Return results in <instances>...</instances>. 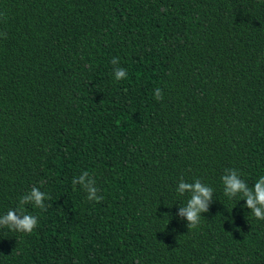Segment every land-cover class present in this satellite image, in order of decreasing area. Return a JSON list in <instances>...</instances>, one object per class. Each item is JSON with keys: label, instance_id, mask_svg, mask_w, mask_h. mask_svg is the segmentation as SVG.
I'll return each mask as SVG.
<instances>
[{"label": "trees", "instance_id": "1", "mask_svg": "<svg viewBox=\"0 0 264 264\" xmlns=\"http://www.w3.org/2000/svg\"><path fill=\"white\" fill-rule=\"evenodd\" d=\"M226 169L264 176V0H0V216L51 197L0 264H264ZM181 179L213 189L195 229Z\"/></svg>", "mask_w": 264, "mask_h": 264}, {"label": "clouds", "instance_id": "2", "mask_svg": "<svg viewBox=\"0 0 264 264\" xmlns=\"http://www.w3.org/2000/svg\"><path fill=\"white\" fill-rule=\"evenodd\" d=\"M111 63L116 66L113 68L114 78L119 81L127 78V70L119 67V58L114 57ZM157 101L163 99L161 89L157 88L154 93ZM225 175L221 177L224 186V195L229 199L240 197V200L246 201V207L251 210L254 217L258 220H264V176H261L253 186L240 178L239 173L234 169H226ZM73 185H78L87 193V199L91 201H102L103 195L98 194L95 179L84 171L78 177L73 178ZM177 192L183 196L189 194L186 206L180 207L179 216L186 217L188 229L198 227L201 220V213L207 212L209 202L213 199V189L203 184L199 179L193 183L185 182L183 179L178 184ZM51 197L46 193L33 187L30 193L23 195L19 200L16 209H10L6 214L0 216V228L6 227L12 231H18L25 234H32L38 226V217L28 214L24 208L25 205L32 203L35 207L47 210L44 203Z\"/></svg>", "mask_w": 264, "mask_h": 264}]
</instances>
